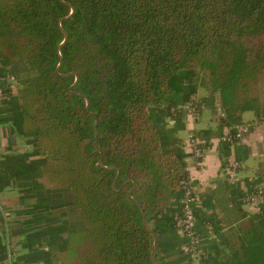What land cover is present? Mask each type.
Segmentation results:
<instances>
[{"label":"trees","instance_id":"16d2710c","mask_svg":"<svg viewBox=\"0 0 264 264\" xmlns=\"http://www.w3.org/2000/svg\"><path fill=\"white\" fill-rule=\"evenodd\" d=\"M21 59L37 77L22 78ZM199 87L218 93L222 110L216 128L193 132L201 149L245 123L244 112L264 117V0H0V124L31 146L1 155L0 190L28 182L31 260L175 264L190 177L179 106L199 111ZM219 144L228 156L232 143ZM263 181L238 190L242 221L219 244L207 229L220 234L216 220L195 207L200 264H264V194L258 210L240 209ZM66 204L76 216L56 217ZM9 248L0 245L2 259Z\"/></svg>","mask_w":264,"mask_h":264},{"label":"crops","instance_id":"0c3cea01","mask_svg":"<svg viewBox=\"0 0 264 264\" xmlns=\"http://www.w3.org/2000/svg\"><path fill=\"white\" fill-rule=\"evenodd\" d=\"M195 99L204 102L195 114L187 111L186 127L178 134L183 139L185 145L195 130L216 128L219 114L222 113L219 106L218 93L211 100L209 92L205 88H201ZM242 118L244 122H251L254 126L244 141L236 142L229 146L228 156L226 153H222L223 150L219 143L213 142V145L206 150L201 163L197 164L190 153L186 159L199 199L197 209L202 214L212 216L217 222L216 227L221 231L220 234H216L211 229V226L207 228L211 235L209 240L213 241L216 239L214 242L218 244L221 243V237L222 239L225 237L224 233L231 226H235L242 221L241 211L238 206V202L241 200L240 195H238L239 191H246L248 182L250 183L259 177H264V117H258L254 111L249 110L242 114ZM8 127V125L0 124V134L4 131L5 138L9 142L10 132ZM2 138L4 136L1 137L0 135V148L2 146ZM15 144L17 143L10 142V148L13 149L17 145H20L19 148H24V145L21 143ZM8 147L7 150L10 149ZM17 153L21 152L17 151ZM1 155L5 154H2L0 151V158ZM228 157L237 159L241 164L239 180L235 183L234 187H231L228 183L225 173V158ZM27 183V181L21 180L18 181L16 186H13L12 183L3 190H0V245L8 246V248L10 245L16 264H45L42 259L31 260L27 253L28 249L23 245L26 240L25 226L32 216L29 212L30 210L27 209L33 203V196L29 193L30 187ZM240 209L247 212L253 210L249 204L244 202ZM17 214V219L19 220L15 218ZM20 222L22 225L18 224ZM8 230H11V236H9ZM201 230L203 231V226ZM175 238H180L182 242L180 246L175 242L177 245L171 250L170 259L175 264H185L186 257L183 256L181 258L179 253H177L178 247L182 249L186 241L180 229ZM45 248L47 249V247ZM0 257L3 258L1 254Z\"/></svg>","mask_w":264,"mask_h":264},{"label":"built area","instance_id":"2783aa9c","mask_svg":"<svg viewBox=\"0 0 264 264\" xmlns=\"http://www.w3.org/2000/svg\"><path fill=\"white\" fill-rule=\"evenodd\" d=\"M1 94L2 90L0 89V95ZM181 108L186 109L191 114H195L197 111L196 107L192 106L191 104L179 106V109ZM253 126V123L245 122L236 126L229 127L221 138H217L213 140V142L219 143L220 139L232 144L244 141L246 135L250 132ZM198 142L199 140L191 135L185 145L187 152L189 151L197 164L202 162L204 154L208 149H201ZM240 167L241 164L237 159L229 157L227 158L226 174L228 176L229 182H238ZM262 186H260V188L254 194H249L246 197L247 204L254 205L252 206L254 210H258L257 200L262 194H264V185ZM183 189V216L179 219L178 226L180 227L183 235L188 239V242L184 245V250L185 252L191 254L193 258L191 264H200L201 257L205 255V252L200 247L202 243V237L197 230V215L195 210L199 199L196 192V186L191 175L189 179L183 183ZM0 264H14V253L10 248L7 251L6 258L2 259L0 257Z\"/></svg>","mask_w":264,"mask_h":264},{"label":"rangeland","instance_id":"374dc122","mask_svg":"<svg viewBox=\"0 0 264 264\" xmlns=\"http://www.w3.org/2000/svg\"><path fill=\"white\" fill-rule=\"evenodd\" d=\"M23 64H24V66L22 67L23 69H22V78L23 79H25V78H30V79H32V78H35V77H37L38 76V74L32 69V67H31V63H30V60L29 59H21L20 60ZM14 74V73H13ZM203 76H205V77H207V74H208V72L207 71H204L203 73ZM14 76V77H13ZM11 75L10 76V78H9V82L11 83V85H12V88H13V90H14V92L15 93H17V91H18V87H19V85L21 84V81H20V79H19V75L18 74H14V75ZM201 88H204V87H199V89L201 90ZM6 126L8 125V124H5ZM9 126V125H8ZM4 130H6L5 128H4ZM4 133V134H3ZM250 134V132L246 135V137L248 136ZM1 137H3L4 136V138H2V146H1V148H0V151L2 152V154H8L9 152L10 153H13L14 151L12 150V148H10L11 147V145H10V142H16L17 144H19V143H21V144H23L24 145V148H17V149H15V152H17V151H20V152H22V151H29L30 150V148H31V146L30 145H27L25 142H24V139H22V138H20V137H18V136H12V133H10V141L8 142V140L5 138V132L3 131L1 134ZM17 144H15V145H17ZM9 146V147H8ZM13 146V145H12ZM7 147L8 148H10V149H8L7 150ZM41 181H43L45 184H46V186L47 187H50V188H54V187H56L54 184H52L49 180H48V178H41L40 179ZM262 185H264V182H261L260 184H259V186H262ZM263 187V186H262ZM53 194H54V196H56V197H59V196H61V197H64L65 198V201L67 202L68 201V199H69V197H70V193H68V192H58V190H55L54 192H53ZM66 208H57V209H54V211H53V213H54V215L57 217H61L62 219H63V215L65 216V218H66V214L67 215H69L68 217L69 218H74L75 216H76V213L74 212V210H72V207H70V205H67L66 204ZM252 206H254V205H250V207L252 208V209H254ZM66 211H67V213H66ZM20 216H21V214H19ZM29 215V214H28ZM31 217H33V216H31ZM15 218L17 219L18 218V214L15 216ZM28 218H30V217H28ZM17 220H19V219H17ZM18 224H20V225H22L21 224V222L20 223H18ZM31 226H33V225H31ZM34 229V228H33ZM26 238V237H25ZM43 246V245H42ZM45 247H47V245L46 244H44V246H43V248L44 249H46ZM42 259V258H41ZM43 260V262H44V259H42Z\"/></svg>","mask_w":264,"mask_h":264},{"label":"water","instance_id":"95a60500","mask_svg":"<svg viewBox=\"0 0 264 264\" xmlns=\"http://www.w3.org/2000/svg\"><path fill=\"white\" fill-rule=\"evenodd\" d=\"M146 223V222H145ZM154 238H155V244L153 246V256H154V253H155V250H156V247H157V237L156 235L154 234Z\"/></svg>","mask_w":264,"mask_h":264}]
</instances>
